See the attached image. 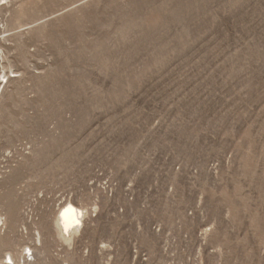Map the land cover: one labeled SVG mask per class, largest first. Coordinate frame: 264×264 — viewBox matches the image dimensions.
I'll return each mask as SVG.
<instances>
[{
    "label": "rangeland",
    "instance_id": "374dc122",
    "mask_svg": "<svg viewBox=\"0 0 264 264\" xmlns=\"http://www.w3.org/2000/svg\"><path fill=\"white\" fill-rule=\"evenodd\" d=\"M10 2L0 264H264V0Z\"/></svg>",
    "mask_w": 264,
    "mask_h": 264
},
{
    "label": "bare ground",
    "instance_id": "6f19581e",
    "mask_svg": "<svg viewBox=\"0 0 264 264\" xmlns=\"http://www.w3.org/2000/svg\"><path fill=\"white\" fill-rule=\"evenodd\" d=\"M10 1L11 0H0V12L5 11L7 9L6 5H9L11 3ZM83 219H84V211L81 208L76 207L72 203H67L61 208L56 218V223L60 231L63 234H65V236L66 235L70 236L72 233L79 230V228L83 227L84 224ZM4 246L0 248V252L3 248H5ZM5 260L6 262L4 264H16V259L11 253L7 254Z\"/></svg>",
    "mask_w": 264,
    "mask_h": 264
}]
</instances>
